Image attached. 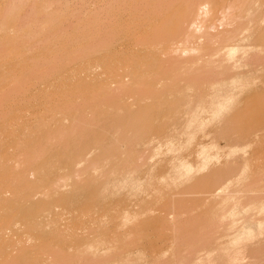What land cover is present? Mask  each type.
<instances>
[{"label":"rangeland","instance_id":"374dc122","mask_svg":"<svg viewBox=\"0 0 264 264\" xmlns=\"http://www.w3.org/2000/svg\"><path fill=\"white\" fill-rule=\"evenodd\" d=\"M29 1L25 2V7L23 5V8L19 11L18 15L21 14L20 12H22L23 16L26 15V13L29 11V8L31 6L33 7L36 3L38 5L39 2L37 0H31L30 2ZM178 1L179 0H154L155 5L148 9V11L153 13V15L147 20L144 19L142 21L140 19V21H137L136 19L132 18V16H130L131 20L122 37L118 40H113L110 38H108L110 39L109 41L103 40L101 46H97L95 48L96 53L94 54V58L92 59L91 56L85 55L84 59L81 62L83 68L81 69V72L76 77H72L73 74L70 75V72H67V74L65 73L64 75V77H66L67 79L60 78L58 80H53L51 79V76H55V71L51 72L52 75L51 73L50 75H48L49 73L47 74V71L44 70H51V68L49 67H54L53 65H55L56 68H59V66H56L57 62L60 66L66 62L68 58L67 53H62V55H64L63 57H67L66 60L64 59L65 62L63 61V59H60L61 62H59L58 60L56 61L55 59L58 56L60 57L61 54H58V56H56L55 53H59L60 51H62L60 49H63L65 51L67 49H64L66 46H70L71 48L73 41H75V39H73V36L77 37V35H79V32H77V35L75 36V32L70 30L72 29V27L68 28V31L70 30L69 32L71 36L69 37L71 38L70 42H72V44L70 43L71 45H65L69 42L65 41L63 43L64 47L60 45L62 48L59 46L60 43L57 44L58 42L51 40L50 42L48 38H50L51 35H53L57 31H59L60 34L62 31H66L67 35L64 32L62 34L68 37L69 32L67 31V28L65 30L61 29V31L55 30L56 32L54 31L53 33H50L51 35L47 33V30L46 32L42 31L49 37H47L45 34H43L44 36H41L40 34L38 38H41L38 40H40L41 42L37 41L36 39V42L39 43L38 46L33 38L34 35H32L33 39L31 38V40H33L32 42L36 44L33 46V49L30 48L32 47L33 43L31 44V41L29 42L28 40L31 37V33L28 32L29 34H26L25 32L27 29H29V27L25 26V28H23L24 25H20L22 27L21 30H23L24 33H21L23 31L19 29L20 27L18 28V23L23 24L21 21L17 22V28L20 30L17 31L20 35L18 34V32H15L16 30L13 33L12 31H9L10 33L8 31L0 33V56H4L6 54L5 57H7V53H11L17 49V51H15L17 52L16 56H12L14 57L13 59L11 56H8L5 59L2 56L3 58H1L0 60V64H3L2 68H5L3 70L1 68L0 70V83L4 81V83L0 84V87L2 86L0 88L2 89V91L0 90V247H7L11 244H18L19 238H21V242L26 243L25 251H23L24 254L12 264H87L89 258L86 257H88V255L90 257V254L86 255V253L88 252H85V254L84 252L80 253V251H84L83 249L86 250L82 241V238L85 235H92L93 237H100L101 239L106 238L105 240L108 239L110 243L113 241L112 239L116 238V240L113 241L114 244L119 246V243H121V245L119 246L120 250L118 252L119 254H122V256H119V258L121 257L120 259H123V251H126V253H128L127 250H130V246L127 247V244H133L131 245V250L133 251L132 253H134V251H136L137 249V251L144 249L142 248L143 245L141 244L143 243L145 247L144 250L146 251L138 257V260L135 262V264H149L151 259L154 257V255H152L153 252L156 253L155 256L157 255V257L154 258V261L156 262L155 264H161L163 261H161V254H163L164 256L167 253V258L165 256L163 257V259H170L175 252H173V250H179L181 249L180 247H182V251L179 253L178 258L181 259V263L183 264H251V262L252 264H264V48H259V50H256L257 56L259 57L258 62H256L252 66H248L247 64H245L244 68H240L236 60H229L231 64L229 66H226L223 70L218 71V69H208L216 60H210L206 64L201 65L199 63H194L193 57L191 55L195 54L196 51H193L190 55L184 54L182 52L176 53L175 56L165 55L161 57L159 61H155L154 64L140 63L139 56L130 51V44L132 43L131 38L148 40L149 43L152 44L156 40L155 38L157 36L162 35L163 33L167 34L171 30L172 20H174L175 15L177 14ZM16 2V0H0V14H2L1 11L3 12V10H1V8H4L3 6ZM75 2H78V0H73V3ZM32 3L34 5H32ZM262 12H264V7ZM22 14L20 15L21 17ZM256 15L257 13L250 15L245 19V22L254 23L257 27V24H259L261 18L257 19L258 17H256ZM20 16L17 17V15H14V17L12 16V19L18 18L19 20ZM254 20L257 21L253 22ZM14 33L15 35L13 36ZM80 33V35H82V32ZM57 34L56 36L59 35ZM80 35L78 36V39ZM104 35L108 36V32L106 31L105 34V32L103 31V35H101V37L104 38ZM54 36L55 34L50 39L53 40ZM56 36L54 38H57ZM43 37H46L45 39H47L48 43L56 42L55 44L58 45L54 46L53 43L48 44L49 46H54V49L59 47V52L57 50V52H55L54 49H51L53 50L56 57L52 55V52L50 50H45V48H43L45 45L46 49H48V46H46L47 43L44 44L45 42L42 41L45 40L43 39ZM82 37H80V40H82ZM67 39H65L64 36L62 40ZM10 40H12V42H9ZM57 40L59 41L58 38ZM84 40L85 38L83 39V41ZM25 42H29L30 44H26ZM59 42L63 41L60 40ZM121 42H123L122 45ZM167 43L168 40L166 39L163 43L164 46H166ZM41 44H44L43 47H41ZM35 46L41 49H37V47ZM169 47L172 49H177L180 47V45L174 44L169 45ZM70 48L68 47V49ZM34 49L35 51L37 49L36 52L39 51L40 55L44 51L46 55H44V57L43 55H41V57H43L44 59H41L40 57L37 60L36 56L39 57L40 55L34 52ZM28 50H32L31 53ZM40 50H42V52H40ZM67 50L66 52L69 51ZM128 50L130 53H128ZM48 51L51 53H49ZM71 52L72 50L70 49L69 53ZM32 53L34 54V56H32ZM72 55L73 54L71 53V56ZM49 56H52L53 58H50ZM71 56L70 58L72 59ZM63 57L61 56L60 58ZM46 58L49 60H47ZM31 59H33L35 63L36 61L38 62L39 60H42V62H40L41 64L43 63V60H47L48 63L51 61V65L48 66L47 62H44L46 65L38 64L40 65V68L37 70L42 71L36 72L35 67L37 63L35 64ZM26 60L29 64L26 62ZM67 62H69V58ZM31 63H33L35 67L33 66V64L30 65ZM43 66L45 69H42ZM22 67L23 69L21 70ZM25 68L27 69L25 70ZM32 68H34L35 71L34 75L36 73V76L39 75L42 78L44 76L42 74H44L45 72L50 78L46 79V77L44 76L43 79H40H46L45 81H41L38 79L39 81H35L37 82L35 83V85H37H34L32 87L30 86L29 81L28 82L30 87H26V85L28 84L26 80L24 81V87V82H22L24 80L23 77H26L25 79H27L28 77L31 79V77L34 76H31V72H33V70L31 72L29 71ZM8 70H10V72H8ZM27 71H29V74L31 73V77L27 75L28 73L25 74ZM14 73L16 74V76ZM9 74H12L13 77H9ZM17 75H19L20 77L18 78ZM21 76H23V80L19 81ZM253 76H259L263 79L259 78V80L256 81V86H253L254 88L251 87L247 90L249 86L248 80ZM14 77H17V80L16 78L13 79ZM9 78L10 81H8ZM217 78L221 79L219 83L222 90L228 93H234L233 97H231L229 94H226L225 92L219 93V100H217L216 97L210 96L211 93L214 92L213 89L215 87V80ZM3 79H7V84ZM38 82L41 83L39 84ZM8 85L10 88H13V90L14 88H18L20 85L18 89L19 91L21 90V94L17 93L19 92L18 89H15V93H11L12 89L5 88ZM13 85L17 86L14 87ZM21 86L22 88L24 87V91H22L23 89L21 88ZM203 86H209L213 91H209L210 95L206 97L204 102H201L199 90H197V88ZM9 89L11 91H9ZM149 91H151L152 94L154 93V96L152 98H149V101H146L145 103L142 102L143 104L140 105L138 103V97L141 94H145ZM9 92L11 93V95H6L9 98H12L13 95V99L10 98V100H5L6 96L4 95V93ZM193 92L194 95H192L191 100H189V97ZM14 94L16 95V98L14 97ZM148 94H150V92L147 93V95ZM156 100L158 103L156 102ZM151 103L159 104V106L157 108H154V110L152 109L153 107H150V110H148V117L150 118L147 119L146 123L149 127L145 128L141 132L140 139L133 151L127 152L125 150H121V159L119 160L121 164L118 165V167H115L112 172H117V170L121 168V180L123 182H129L122 173H125L129 170V172L127 173H129V175L131 176L130 178L134 179V177L132 176L136 174V168L141 167V171L144 172L146 177V173L149 174V169L154 167V170H160L161 175L159 173V170L157 171L159 174L156 173L157 177L160 175L158 177L160 181L165 180L170 184L168 188L165 189V186H163V184L158 181L159 179L156 177V175H153L152 177H156L155 180L158 181L157 183L155 180H152V183L156 184L155 187L157 186V189L155 190L147 189V191L145 190L146 192L134 191V193L132 190L129 191V189H126L125 191H118L114 189L113 191V189L110 188L113 192H110L109 190V193L105 194L101 187H103L102 185L106 179H101V182H98L97 184L91 183L93 178L90 176V174L95 171L105 169V161L98 160L93 164L90 171H87L86 173L79 174L78 170L72 171L71 178L74 181L73 188L69 190L66 189V187L64 186V182L60 179V176L55 175V173H57L56 170L60 169L59 163L64 164L67 162L64 154L61 153L67 152L69 148L76 144L75 140H77L79 137L84 136L87 138V134L91 130L97 129V135L102 136V138H97V140L102 141L105 137V134L109 130H112L111 124H114V121L116 119L125 120L126 118L131 117L134 111H137L142 107H146L147 110L148 104L152 105ZM232 104L240 105H238L239 107L236 106L237 108L234 109L235 111L233 110L228 117L229 119L227 118V125H225V122H223L224 124L222 123L223 127L219 125L221 126L220 128L222 131L220 130L218 132V129L220 128L217 126L220 123H216L217 125L213 123L217 128H213V126L211 127V124L209 123L219 122L220 119H223V117L228 114ZM80 117H83L86 120H84L83 122H77L76 119ZM228 120L230 122H228ZM232 122L234 123L232 124V127H228V124L229 126H231ZM225 132H229L226 133L228 134V136L222 134ZM211 133H213V135H211ZM207 134H209V136H211L213 139L214 137L217 138L216 140L214 139V141L216 142L218 140L217 144H219L222 149L226 145H237V148L235 147L237 149V152L233 151V154L235 156H232L233 159L231 158L232 160H234V162H231L235 164L232 166V168H234L232 172H235V174L237 173V175L234 174L237 177L234 176V178L231 179V186L229 184V186L226 185L227 188H230L227 189L228 191L225 189V192L224 189L222 191V187H224L225 185L220 184L222 186L218 187H220L221 189H218L217 187V192H213V194L209 193L193 195L185 193V185H183L182 188L180 183L199 181L202 178V173L205 172V170L209 166H214V163L209 160L208 157H204L202 155L201 144L203 143V145H205L204 143H212L213 140L209 136V138H207ZM224 136L227 138L228 144H225L226 138ZM97 140L96 142H98ZM84 141L85 140L82 139L80 142L82 143ZM221 148L217 149V151L220 154L222 153L224 155H222L223 158L225 157V159H227L225 154H228L227 152H229V147L226 148V150L224 148L223 151L221 150ZM152 153L153 159L150 158L149 160L148 158L144 157V154L147 156L151 155ZM225 159L220 162V165H223L226 162H224ZM80 160L85 163L88 162V160L86 159L80 158ZM232 163H230V165H232ZM242 163L248 164L247 166L250 167L248 171L250 172L242 171L244 173L241 172L240 175L238 174V170L240 168L242 169L245 166L244 164L242 165ZM37 164H43L44 166H48L50 169L52 167L54 171L49 177V185L45 188V191H29L28 188L21 184L23 178L25 180L28 179L30 182L36 181L37 176L29 173V169ZM236 165L239 169H237ZM241 165L243 167H241ZM165 170L168 173L167 176L164 175ZM218 170L221 171L220 174L226 173L224 168L223 172L221 168H219ZM243 170L245 169L243 168ZM245 172L247 173L248 177H246V179L244 175L246 174ZM141 174L142 173L140 172L137 175ZM257 174L258 176H260V181L258 180ZM25 175L27 179L25 178ZM249 176L252 177V180L249 179ZM145 177L143 175V178L141 179L143 180L145 179ZM147 178L148 177H146V179ZM222 178L223 176H219V179ZM147 180H145V182ZM232 180H235V182ZM238 180L240 181L239 185ZM248 180H251L252 182H250L252 184L254 183L253 186L252 184L248 185V183H250H247ZM254 181L258 182L255 183ZM259 182L262 184L260 185ZM161 184L164 188L161 187ZM179 185L181 187H179ZM233 185L236 187H234ZM246 185H248L249 187ZM231 187L234 188L232 189ZM253 187L259 189L257 190ZM229 189L232 190L229 191ZM116 191L119 192V195H117ZM44 192H48L51 197H58L60 206L57 207L59 209L55 208V212L53 215L55 217L56 212H58L57 215L59 216H56L57 218H55L54 222L57 219H59V222L57 221V224H55L51 220L53 218L52 214L45 215L49 218H46V220L43 222V227L40 225V228L36 229V231L34 230L30 232V234L24 235L22 234V230H24L25 228L20 227L22 225H18L19 229L15 226V228H13V231L14 233H18L20 237L18 238L10 235L9 230H11L12 225L15 224L13 218H15L17 214L25 210L34 212V205H36V203L40 201L41 195ZM222 192H224L225 194ZM226 192L230 193L227 194ZM114 194H116L117 196H113ZM97 195L100 196L98 198L99 200L97 199ZM107 195L111 196L112 198L109 196L108 198ZM104 196L107 197L108 200L104 198ZM128 197L130 199L132 198V200H128ZM223 198L224 200H222ZM123 199L127 202H124ZM209 199L212 201L210 202ZM236 199H239L238 202H236ZM150 200H156V203L153 202L150 206L148 204ZM121 201L124 203H122ZM133 201L134 204H132ZM136 201L137 203H135ZM138 202L144 203L139 205ZM234 202L236 203L234 204ZM71 203H73V206L71 205ZM121 203L125 205H122ZM27 204H30V206H27ZM74 204H76L77 206H74ZM92 204H95V206H93ZM68 205L70 208L68 207ZM141 205L147 207L150 206L151 208L149 207L148 212H146L145 210L144 213L142 211L138 212V214L143 213L144 215H138L137 208ZM152 206L154 209L152 208ZM124 207L127 208V210L130 209L129 211L133 210V213H135V215L132 213L135 220H132V222H130L128 219L130 225L133 223L130 229L127 228L128 232L132 234L129 236L127 235L128 232L127 234H123L126 233L125 231H127L124 227L129 225L127 223V220H125L124 218V212H126V209ZM95 208H97V211ZM116 208L117 210L120 208L119 211H121V213L117 211ZM225 208L229 209V212L225 211ZM152 209L154 213L153 211L150 212V210ZM239 209L242 210L240 211ZM112 211L114 212V214L116 212H119V214H115L116 217L118 215L119 216L116 218L115 215L112 214ZM232 211L235 214L237 213L236 215L239 216H236ZM243 211L246 212L243 213ZM90 212H92L93 214L95 213L94 216H92L93 214ZM155 212L158 215H156ZM145 213H147L148 215H155L153 217L151 215L148 216ZM164 213H169L170 215L168 214L169 216H165ZM111 215H114L116 219L112 218ZM135 216L137 217V219ZM103 217H105L108 221L106 219H103ZM119 217L120 219L123 218L126 222H124L123 219L119 220ZM168 217H171V222L173 223L170 222V224H173L172 226L175 227L176 224H178L176 227L178 228V232L176 235L175 231L177 229L173 227L175 230L172 228V231V229H170L172 226L168 227L169 224L166 225L165 221L170 220ZM62 218H64L65 220ZM150 218L154 219L151 220ZM48 219L51 221V225H53L52 222L54 223V225L48 226L46 230L45 226L47 225L46 222L48 223L49 221ZM141 220H144L145 222L143 221L141 224ZM100 222L102 223L100 224ZM115 222L121 225V227H118V224H116ZM123 223H125V225ZM160 223L164 224L160 225ZM134 224L137 226L136 229H134L135 231L133 230V226H135ZM143 224H145L144 228ZM100 225H102L101 228ZM112 225L116 226L115 231V227H112ZM138 225H141L140 230H137L139 228ZM105 226L106 228H108L106 229ZM117 227L120 229H117ZM155 227L157 228L155 229ZM60 228L62 231L60 230ZM16 230H19V232H16ZM104 230L111 232L104 233ZM144 230H146V232L148 231L147 239L146 236L144 237V234H146L144 233ZM168 230L171 232L168 233ZM113 231L116 235H113ZM117 232L118 238H113V236H117ZM133 232H138V234L135 235L133 234ZM140 234L141 237L144 238H141ZM168 234L170 236L172 235V240H168V238L170 237ZM122 235H127L130 240H126L128 237L126 238V236ZM178 235L181 236L178 237ZM148 237L149 239L151 238L149 241ZM23 238H25V240ZM178 240L181 242L183 241L182 245H179ZM37 241H39L40 248L38 247L39 244H36ZM117 241L119 242L118 244ZM130 241L132 243L129 244ZM152 241L154 242V244H158V246H155ZM126 242L128 243L126 244ZM147 243H150L151 246ZM22 244L24 245V243H21V245ZM114 244L111 243L109 244V246ZM122 244L127 247L126 250H124ZM135 244L138 246H136ZM167 244H170V246L173 247V250L172 248H170V246L169 248H167L169 250L171 249L172 251L168 252V250H166L165 247L168 246ZM175 244H177L179 248L176 247L177 245ZM23 245L21 247H25ZM145 245H147L149 248ZM35 246H37L38 248ZM82 246H84L83 249L81 248ZM152 246L154 249H150L152 248ZM155 249H160L161 252L165 249V252H167L159 253L160 250L156 252L157 250ZM39 250H44V252H42L43 255L41 256L42 258L40 257V255H38ZM56 251H58V254L61 251L63 258L61 257L59 259V256L61 254L58 256V254H55ZM72 252L73 254L71 255ZM75 252L78 254V256L75 255ZM2 253L0 254V258L2 256ZM40 253L41 252H39V254ZM118 253L115 252L113 254L117 255ZM157 253H159V256ZM93 254L94 253H92L91 255ZM136 254L137 252L135 253V255ZM150 254L152 255V258ZM170 254H172L171 257ZM55 255L58 256V258L55 259ZM124 256H127V254H125ZM77 258H79L80 261L79 259L76 261L75 259ZM70 259L72 261H70ZM110 259L112 261L114 257H111ZM107 260H109V257ZM121 262H123V260H121ZM0 264L8 263L5 260L0 259Z\"/></svg>","mask_w":264,"mask_h":264},{"label":"bare ground","instance_id":"6f19581e","mask_svg":"<svg viewBox=\"0 0 264 264\" xmlns=\"http://www.w3.org/2000/svg\"><path fill=\"white\" fill-rule=\"evenodd\" d=\"M2 1H4V0H2ZM17 2L16 3H10L9 5H5V6H3L4 8L2 9L1 8V10H3V12L1 11V13L2 14H0L1 16H0V33H2V32H5V31H12V33L15 31V32H18V31H20L21 30V26L20 25H24L23 26V28H25V26H27V27H29V29H27L25 32H26V34L28 33V32H30L31 33V37L28 39L29 40V42L32 44L33 42V40H31V38H32V35H34V40H35V43L37 44V46H38V42H36V39H37V41H39V42H41L40 40H38V39H40V38H38V36L41 34V36L43 35V34H45L44 32H42V31H45L46 32V30H47V33H49V35H51L50 33H53L55 30L57 31V30H60L61 31V29H63V30H65L66 28H67V31H68V28H70V27H72V29H74V30H72V29H70L71 31H74L75 33V36L77 35V32H79L78 34L80 35L81 33L80 32H82V35H80V37H84L85 38V40L83 41V37H82V40H80V37H79V39H78V36L79 35H77V37H74L73 36V39H75V41H73V44H72V42H70L71 41V38L69 37V36H71L70 35V30L68 31L69 32V34H68V37H66V35H67V32L65 31H62L61 32V34H60V32L59 31H55L56 33H54L55 34V36H56V34L58 35V36H56L58 39H59V41L61 40V41H63V42H59L58 40H57V38H54L53 37V40L52 39H50V38H52V36L54 35H51V37L50 38H48V40L50 41H56V42H58L57 44H59V46L61 45L62 47H64V42L66 41H69L68 42V44H65V45H69L70 43L72 44H70L71 45V48H70V46H66L64 49H68V47L72 50V56H71V53H69L70 52V49H66L68 52H66V50L64 51L63 49H60V50H62V51H58L59 50V47H57V48H55L54 49V46H58L57 44H55L54 42H52L53 44H54V46H51V48H50V46L48 45V44H52V43H48L47 42V39H45L44 37H43V39H45V40H42L43 42H45L44 44H46V46H48V49H46V47H45V45L44 44H41L40 46L41 47H43V45H44V47L43 48H45V50H50L51 52H52V55H54V57H56V56H58V54L60 55V57L62 56H64V55H62V53H64V54H66L67 53V55H68V58H69V62H67L68 61V58L65 56V57H63V58H60L59 56L55 59L56 61L58 60L59 62H61V60L60 59H63V61H64V59L66 60V58H67V60H66V64L64 63V64H62L61 66L58 64V62L56 63V66H59V68L57 67H55V65H53L54 67H52V66H50L51 65V61L48 63V61L47 60H49V59H47V60H43V63L42 64H45L44 62H47V64H48V66H50L49 68H51V70L49 69V70H44V71H47L46 73L48 74V75H50V73L51 72H54L55 73V76L53 77V75H52V73H51V79H53V80H58V79H60V78H66V77H64V75H65V73L67 74V72H70V75H72L73 74V76L72 77H76L80 72H81V69H83L82 68V64H81V62H82V60L84 59V56L85 55H88V56H91V58L93 59L94 58V54L96 53V51H95V48L97 47V46H101V43L103 42V40H106V41H109L110 39H113V40H118V39H120L121 37H122V35L124 34V31H125V29L127 28V26H128V24H129V22H130V16H132V18H134V19H136L137 21H140V19L143 21L144 19L145 20H147L148 18H150V17H152V15H153V13H151V12H149L148 11V9L150 8V7H152V6H154L155 5V2H154V0H78V2H75V3H73V0H37V1H39L38 2V5H37V3L34 5L33 3H32V5H34L33 7L31 6H29L28 8H29V11L28 10H26V11H28L27 13H26V15H24L23 16V14H22V12H20L21 14H22V17L20 16V15H18V13H19V11L23 8V5H24V7H25V2H28L29 0H16ZM31 1V0H30ZM29 1V2H30ZM32 1H34V0H32ZM36 1V2H37ZM76 1V0H75ZM29 5H30V3H29ZM178 11H177V14L175 15V18H174V20H172V24H171V30L167 33V34H162V35H159V36H157L155 39V41L152 43V44H150L149 43V41L148 40H139L138 38H131L132 40H131V44H130V51L131 52H134L137 56H139V62L140 63H150V64H154L155 63V61H159V59L161 58V57H163V56H165V55H170V56H175V54L176 53H178V52H182V53H184V54H191L193 51H196V53L195 54H192L191 56L193 57V61H194V63H199L200 65L201 64H206L208 61H210V60H216L215 62L214 61H212V62H214V63H212V65H211V67H209L208 69H218V71L219 70H223L226 66H229L231 63H230V61H232V60H236L237 61V63H238V65H239V67L240 68H244L245 67V64H247L248 66H252V65H254L256 62H258V60H259V57L257 56V53H256V50H259V48H264V12H262V10H263V7H264V0H179L178 1ZM26 9V8H25ZM23 11V10H22ZM238 11H239V13H238ZM255 13H257V15H256V17H258L257 19H259V18H261L260 19V21H259V24H257V27H256V25L254 24V23H250V22H245V19L246 18H248L250 15H253V14H255ZM25 14V13H24ZM14 15H17V17L18 16H20V18H19V20H18V18H13L12 19V16L14 17ZM72 19V20H71ZM76 20V21H75ZM18 21H21L23 24H19L18 23V28L20 29H18L17 28V22ZM257 21V20H256ZM255 20L253 21V22H256ZM20 22V23H21ZM65 24H66V26H65ZM258 29V30H257ZM18 30V31H17ZM34 30H37V31H34ZM51 30H53V31H51ZM21 31H23V30H21ZM49 31V32H48ZM51 31V32H50ZM103 31L105 32V34H106V31L108 32V36L107 35H104L103 37L104 38H102L101 37V35H103ZM9 32V33H10ZM66 33V35H63L62 33ZM85 32V33H84ZM21 33H24V31L23 32H21ZM84 33V34H83ZM100 33H102V34H100ZM18 34H19V32H18ZM17 34V35H18ZM26 34H24V35H26ZM29 34V33H28ZM5 35V34H4ZM15 35V33L13 34V36ZM20 35V34H19ZM46 35V34H45ZM73 35V34H72ZM3 36V35H2ZM22 36V35H21ZM28 36H30V35H28ZM44 36V35H43ZM47 37H49L48 35H46ZM60 36V37H59ZM64 36H65V39H67V40H62L63 38H64ZM19 37V36H18ZM23 37V36H22ZM62 37V38H61ZM101 37V38H100ZM32 38V39H33ZM61 38V39H60ZM108 38H110V39H108ZM21 39V38H20ZM19 39V40H20ZM55 39V40H54ZM168 40V43H167V45L166 46H164V42H165V40ZM16 40V39H15ZM15 40H13V41H15ZM17 41V40H16ZM27 41V40H26ZM50 41V42H51ZM9 42H12V40H10ZM26 43V44H30V43ZM36 44H32V47H30L31 49H33V46L34 45H36ZM63 44V45H62ZM123 44V42H121V45ZM174 44H177V45H180V47L179 48H177V49H172V48H170L169 47V45H174ZM37 46H35V47H37ZM60 46V47H61ZM29 47V46H28ZM61 47V48H62ZM24 48H26V47H24ZM30 48H28V49H30ZM39 47H37V49H38ZM37 49H36V51H37ZM39 49H41V48H39ZM51 49H54V51L55 52H59V53H55L56 54V56H55V54H54V52H53V50H51ZM80 49H82V50H80ZM83 49H84V51H83ZM21 50V49H20ZM44 50V49H43ZM57 50V51H56ZM15 51H17V49L15 50ZM15 51H13V52H11V53H7V57L8 56H16V53L17 52H15ZM28 51H30V50H28ZM32 51V50H31ZM31 51H30V53H31ZM35 51V49H34V52H36ZM64 51V52H63ZM20 52V51H19ZM19 52H18V55H19ZM40 52H42V50H40ZM46 52V51H45ZM49 52V51H48ZM51 52H49V53H51ZM38 55H40V53H39V51L38 52H36ZM48 53V54H49ZM70 54V56L72 57V59L70 58V56H69V54ZM128 53H130L129 52V50H128ZM29 54V53H28ZM33 54V53H32ZM36 55V54H35ZM41 55H43V57H44V55H46V53H44V51L41 53ZM41 55L38 57V56H36L37 57V60L41 57ZM3 55H1L0 56V60H1V58H3L4 57V59L5 58H7V57H5L6 56V54L2 57ZM30 56V55H29ZM32 56H34V54L32 55ZM31 56V57H32ZM30 57V58H31ZM43 57H41V59H44ZM50 57V56H49ZM52 57V56H51ZM50 57V58H51ZM14 57H12V59H13ZM19 58V57H18ZM25 58V57H24ZM29 58V59H30ZM53 58V57H52ZM3 59V60H4ZM35 59V58H34ZM28 60V59H27ZM27 60H26V62H27ZM31 60H33V59H31ZM196 60V61H195ZM230 60V61H229ZM29 61V60H28ZM95 61V60H94ZM12 62V61H11ZM23 62H24V60H23ZM33 62H34V60H33ZM40 62H42V60L40 61H36V63H37V65H36V67L34 66V64L33 63H31L30 65H32L33 64V66L35 67V71L37 72V71H42V70H37V69H39L40 67V65H42ZM28 63V62H27ZM35 63V62H34ZM35 63V64H36ZM55 63V62H54ZM29 64V63H28ZM38 64H40V65H38ZM53 64V63H52ZM2 65L3 64H0V70H1V68H2ZM19 65H20V63H19ZM21 65H23V64H21ZM25 65H26V63H25ZM25 65H23V66H25ZM46 65V64H45ZM44 65V66H45ZM7 66V65H6ZM9 66V65H8ZM32 66V67H33ZM44 66H43V68L42 69H45L44 68ZM30 67V66H29ZM29 67H27V68H29ZM38 67V68H37ZM203 67H204V65H203ZM10 68V67H9ZM12 68V67H11ZM19 68V67H18ZM27 68H25V70L27 69ZM46 68H48V67H46ZM53 68V69H52ZM3 69H5L4 67L2 68V70ZM23 69V67L21 68V70ZM20 70V71H21ZM29 70V69H28ZM33 70V72H31ZM57 70V71H56ZM15 71V70H14ZM19 71V72H20ZM31 73V76L32 75H34V68H32V69H30L29 70ZM29 71H27L25 74H27ZM49 71V72H48ZM4 72H5V70H4ZM3 72V73H4ZM8 72H10V70H8ZM12 72V71H11ZM221 72V71H220ZM219 72V73H220ZM45 72H44V74H42V75H44L45 77H46V79H49L50 77H48V75L46 74ZM53 73V74H54ZM15 74V73H14ZM25 74H24V76H25ZM30 74L28 73L27 75L28 76H30ZM47 76H46V75ZM10 75V74H9ZM23 75V74H22ZM40 75H41V73H40ZM69 75V74H68ZM13 77V75L11 74L9 77ZM15 76H16V74H15ZM18 76V78L20 77L19 75H17ZM30 76V77H31ZM43 76V77H44ZM5 77V76H4ZM8 77V76H7ZM22 77L23 76H21V78L19 79V81H21V80H23L22 82H24V81H26L27 80V85H26V87H28L29 86V82H30V86L32 87V86H34L35 85V83H37V82H35V81H37L38 79L39 80H41V79H43V77L41 78V76H36V73H35V75L33 76V77H31V79L29 78H27V79H25L26 77H23V79H22ZM36 77V78H35ZM39 77V78H38ZM6 78V77H5ZM16 78V80H17V77H14L13 79H15ZM41 78V79H40ZM70 78H71V76H70ZM259 78H261V79H263L264 78V76H263V78L262 77H259V76H253V77H250L249 78V80H248V82H249V86H248V88H247V90L249 89V88H254L253 86H256V81H258L259 80ZM12 79V78H11ZM45 79V78H44ZM45 79V80H46ZM67 79V78H66ZM3 80H5V79H3ZM38 80V81H39ZM45 80H41V81H45ZM264 80V79H263ZM2 81V80H1ZM6 81H7V79L5 80V83H6ZM8 81H10V78H9V80ZM29 81V82H28ZM221 81V79L220 78H217L216 80H215V87H214V92L213 93H211V95H210V93H209V91H213V90H211V88L209 87V86H203V87H199V88H197V90H199V94H200V98H201V102H204L205 101V99H206V97L208 96V95H210L211 97H216L217 98V100H219V97H218V95H219V93H221V92H225L226 94H229L231 97H233L234 96V93H228V92H226V91H223L222 90V88H221V85H220V82ZM14 82V81H13ZM21 82V83H22ZM260 82V81H259ZM2 83H4V81H2L0 84H2ZM19 83V82H18ZM39 84L41 83V82H38ZM7 84V83H6ZM38 84V85H39ZM3 85H5V84H3ZM24 87H25V82H24ZM37 85V84H36ZM35 85V86H36ZM14 86V85H13ZM15 86H17V85H15ZM14 86V87H15ZM29 86V87H30ZM2 87V86H1ZM0 87V88H1ZM19 87H20V85H19ZM18 87V88H19ZM24 87L22 88V86H21V88L23 89L22 91H24ZM5 88H10L9 87V85L7 86V87H5ZM4 88V89H5ZM18 88H14V90H13V88H10V89H12V91L9 89V91H11V93H15L16 91H15V89H18ZM26 89V88H25ZM1 91H2V89H0ZM6 90V89H5ZM18 91H19V89H18ZM21 91V90H20ZM17 92V93H20L21 94V92ZM7 92V91H6ZM150 92V94H148L147 95V93H149ZM149 92H147V93H145V94H141L139 97H138V103L140 104V105H142L143 103H145L146 101H149L148 99L149 98H152L154 95V93L152 94V92L151 91H149ZM11 93L9 92V93H4V95L6 96V98H5V100H10V98L8 97L9 95H11ZM16 93V94H17ZM8 96H7V95ZM15 95V94H14ZM192 95H194V92L190 95V97H189V100H191V98H192ZM2 96V95H1ZM18 96V95H17ZM15 98H16V95L14 96ZM11 99H13V95H12V98ZM143 102V103H142ZM154 102V101H153ZM156 102H157V100H156ZM155 102V103H156ZM148 103V102H147ZM155 103H151L152 105H149L148 104V108H147V110H146V107H142L141 109H139V110H137V111H134V113L131 115V117H129V118H126L125 120H121V119H116L115 121H114V124H111V129L112 130H109L106 134H105V137L103 138V140L102 141H98L97 140V138H102V136L101 135H97V133H98V131H97V129H95V130H91L90 132H88V134H87V138L86 137H84V136H82V137H79L77 140H75V143L76 144H74L71 148H69L68 150H67V152H62L61 154H64V156H65V158H66V160H67V162L66 163H64V164H60L59 163V166H60V169L59 170H56V172L57 173H55V175H57V176H60V179L64 182V186L66 187V189H72L73 188V180H72V178H71V176H72V171H74V170H78V172H79V174H83V173H86L87 171H90V169H91V167L93 166V164L95 163V162H97L98 160H104L105 161V165H104V170H100V171H95V172H93L92 174H90V176L93 178L92 179V181H91V183H95V184H97L98 182L100 183L101 182V179H106L105 181H104V183H103V187H101V189L105 192V194L106 193H109L108 191L110 190V192H113L114 191V189L115 190H123V191H125L126 189H129V191H135V192H138V191H144V192H146L147 191V189H152V190H155V189H157V186L155 187V185L156 184H153L152 183V180H155V178L157 177V175H156V173H158L157 171L159 170V169H157V170H154L155 168L154 167H152V168H150L149 169V174L148 173H146L147 175H146V177H148L147 179H149V180H147L146 179V177H145V174H144V172L143 171H141L142 169H141V167H137L136 169V174L135 175H133L132 177H134V179L133 178H130L131 176L129 175V173H127V172H129V170L128 171H126L125 173H122L127 179H128V181L129 182H123L122 180H121V168L120 169H118L117 170V172H112L113 171V169L115 168V167H118V165H120L121 164V162H119V160L121 159V150H125V151H127V152H129V151H133L134 149H135V146L137 145V143H138V141H139V139H140V134H141V132L145 129V128H148L149 126H147V119H149L150 117H148L149 116V114H148V110H150V107L154 110V108H157L158 106H159V104H155ZM158 103V102H157ZM219 103H220V101H219ZM145 105H147V104H145ZM238 105H240V104H232L231 105V108H230V110H229V112H228V114H226L224 117H223V119H220V121L219 122H210L209 124H211V127L213 126V128L215 127V128H217V127H223V122H225V125H227V118L230 116V114H231V112L235 109V108H237V107H239ZM202 106H203V103H202ZM237 106V107H236ZM252 106V105H251ZM240 110V109H239ZM235 111V110H234ZM151 114V113H150ZM229 119V118H228ZM77 120V122H83L84 120H86V119H84L83 117H80V118H78V119H76ZM228 122H230L229 120H228ZM234 122V121H233ZM231 123V126H229V124H228V127H232V124H234V123ZM213 123H215V125H217L216 123H220V124H218V126L216 127V126H214V124ZM223 123V124H222ZM243 123V122H242ZM219 125H221V126H219ZM224 125V126H225ZM226 127V126H225ZM224 127V128H225ZM223 128V129H224ZM227 129H229V128H227ZM212 130H214V129H212ZM221 130V128L220 129H218V132ZM222 131V130H221ZM224 131V130H223ZM227 131V130H226ZM229 131V130H228ZM212 132V131H211ZM216 132V131H215ZM214 132V133H215ZM226 133H229V132H225V133H222V134H224V135H227L228 136V134H226ZM220 134V133H219ZM211 135H213V133H211ZM209 134H207V138H209V137H211V136H209ZM215 136V135H214ZM217 136H218V134H217ZM216 136V137H217ZM225 137V136H224ZM223 137V138H224ZM206 138V139H207ZM212 138V137H211ZM223 138H221V139H223ZM226 138V137H225ZM224 138V139H225ZM229 138V137H228ZM82 139H84L85 141L84 142H80ZM213 139V138H212ZM214 139L216 140L217 138H215L214 137ZM214 139L212 140V143L211 142H209L208 144L207 143H204L205 145H203V143L201 144V150H202V155L204 156V157H208L209 158V160H211L213 163H214V166H209L206 170H205V172H203L202 173V178L199 180V181H192V182H182V183H180V185L182 186V188H183V185H185V188H186V192L185 193H188V194H193V195H197V194H213V192H217V187L218 186H222V185H225L224 187H222V191H223V189H224V192H225V189L227 190L228 188H230V187H228L227 188V186L226 185H230L231 184V179H233L234 178V176L235 175H237V173L235 174V172H232L233 170H234V168H232V166L233 165H235V164H233L232 162H234V160H232L233 158H232V156L234 157L235 155L233 154V151L235 152H237V145L235 146H224V148L226 147V148H228L229 149V152H227L228 154H225L226 155V158L227 159H225V157L223 158V154L221 153H219L218 151H217V149H220L221 148V146L219 145V144H217V141L215 142L214 141ZM219 139V138H218ZM96 140L98 141V142H96ZM211 140V139H210ZM214 141V142H213ZM228 141H227V138H226V142H225V144L227 143ZM228 144V143H227ZM236 147V148H235ZM223 148V149H224ZM226 148H225V150H226ZM223 149L221 148V150L223 151ZM212 150H214V151H212ZM216 151V152H215ZM211 152H213V153H211ZM130 154V153H129ZM237 154V153H236ZM223 155V156H222ZM221 156H222V158H221ZM144 157H146V158H148L149 160H150V158H152L153 159V153L151 154V155H145L144 154ZM80 158L81 159H86V160H88V162L87 163H85V162H83V161H81L80 160ZM232 158V159H231ZM156 159V158H155ZM223 159H225L224 160V162L226 161L227 163H232V165H230V163L229 164H227L226 162V164L224 163L223 165H220L221 163V161L223 160ZM250 160V159H249ZM232 161V162H231ZM250 162V161H249ZM119 163V164H118ZM257 163V162H256ZM244 163H242V165H243ZM260 164V163H259ZM258 164V165H259ZM240 165V164H239ZM241 165V167H243ZM245 166L243 167L245 170H243V168L241 169H239L238 167H237V165H236V167H237V169H239L238 170V174H240L241 175V172L242 171H246V172H250V171H248L249 170V168L250 167H248L247 165V163L246 164H244ZM262 165V164H261ZM222 166V167H221ZM231 166V167H230ZM262 167V166H261ZM219 168H221L222 169V172L224 171L223 170V168L225 169V174L224 173H222V174H220V172L221 171H219L218 169ZM237 169H235V170H237ZM259 170H260V168H259ZM29 173H31V174H33V175H36L37 176V179H36V181L35 182H30L28 179H27V177H26V175H25V178L28 180H25L24 178L22 179V181H21V184L23 185V186H25L26 188H28V190L29 191H31V190H33V191H35V192H39V191H45V188L46 187H48V185H49V177L52 175V172H54L53 171V168L51 167V169L48 167V166H44L43 164H37V165H35V166H32L30 169H29ZM216 171H218V172H216ZM51 172V173H50ZM142 173L143 175H144V177H145V179H141V178H143V175L141 174V175H137V174H139V173ZM245 172V173H246ZM260 172V171H259ZM159 173H160V170H159ZM158 173V174H159ZM218 173H219V175H218ZM233 173V174H232ZM242 173H244V172H242ZM262 173H263V170H262ZM167 171L165 170L164 171V175H166L167 176ZM235 174V175H234ZM249 174V173H248ZM260 174V173H259ZM153 175H156V177L154 178V177H152ZM160 175H161V173H160ZM159 175V176H160ZM164 175H163V177H164ZM245 175V179H246V177H247V173L246 174H244ZM136 176H139V177H136ZM142 176V177H141ZM158 176V177H159ZM219 176H223V178L222 179H219ZM243 176V175H242ZM242 176H239V177H242ZM250 176H251V174H250ZM249 176V179H251L252 177H250ZM263 176H264V174H263ZM141 177V178H140ZM157 177V178H158ZM235 177H237V176H235ZM257 177H258V180H259V178H260V176H258V174H257ZM262 177V176H261ZM139 178V179H138ZM152 178H154V179H152ZM248 178V177H247ZM263 178V177H262ZM159 179V178H158ZM145 180H147L146 182H145ZM243 180V179H242ZM252 180V179H251ZM250 180V181H251ZM261 180V179H260ZM259 180V181H260ZM156 181V180H155ZM159 182H161L162 184H163V186H165V189L166 188H168V186L170 185L167 181H163V180H161L160 181V179L158 180ZM158 181H156L157 183H158ZM232 181H234L235 182V180H232ZM239 181V180H238ZM238 181H236V182H238ZM249 180L247 181V183L248 182H250ZM245 182V181H244ZM252 182V181H251ZM248 183V185L249 184H252V183ZM255 182V181H254ZM256 182H258V181H256ZM255 182V183H256ZM239 183H240V181L238 182V185H239ZM242 183V182H241ZM246 183V182H245ZM162 184H161V187H162ZM220 184H222V185H220ZM237 184V183H236ZM244 184V183H243ZM254 184V183H253ZM253 184H252V186H253ZM258 184V183H257ZM256 184V185H257ZM259 184L261 185L262 183H260L259 182ZM179 185V187H181ZM228 185V186H229ZM242 185V184H241ZM248 185H246V186H248ZM231 186V185H230ZM234 186V185H233ZM245 186V187H246ZM98 187V186H97ZM220 187H218V189H221ZM234 187H236V186H234ZM234 187H231L232 189L234 188ZM238 187V186H237ZM240 187V186H239ZM249 187V186H248ZM113 189V191H111V189ZM162 188H164V187H162ZM170 188V187H169ZM254 188V187H253ZM232 189H229V191L230 190H232ZM251 189H252V187H251ZM254 189H259V188H254ZM261 189V188H260ZM146 190V191H145ZM238 190V189H237ZM237 190H236V192H237ZM241 190V189H240ZM129 191H128V194H129ZM219 191V190H218ZM228 191V190H227ZM235 191V190H234ZM242 191V190H241ZM248 191H250V190H248ZM247 191V192H248ZM117 192V191H116ZM134 192V193H135ZM139 192V193H140ZM224 192H222V193H224ZM232 192V191H231ZM239 192V191H238ZM252 192H253V190H252ZM115 193V192H114ZM119 192H117V195H119L118 194ZM130 193H132V192H130ZM184 193V192H183ZM220 193V192H219ZM227 194L228 193H230V192H226ZM127 194V193H126ZM225 194V193H224ZM236 194V193H235ZM251 194H253V193H251ZM111 195V194H110ZM116 194H114L113 196H115ZM116 195V196H117ZM109 195H107V197H108ZM112 196V195H111ZM111 196H109V197H111ZM130 196H131V194H130ZM228 196V195H227ZM250 196V195H249ZM100 196H98L97 195V199L99 198ZM103 197V196H102ZM107 197H105L104 196V198H106L107 199ZM108 197V198H109ZM133 197V196H132ZM225 197V196H224ZM231 197V196H230ZM236 197V196H235ZM244 197V196H243ZM112 198V197H111ZM110 198V199H111ZM127 198V197H126ZM135 198V197H134ZM219 198V197H218ZM217 198V199H218ZM240 198V197H239ZM105 199V200H106ZM229 199H233V198H229ZM228 199V200H229ZM235 199V198H234ZM99 200V199H98ZM108 200V199H107ZM126 200V199H125ZM128 200H132V198L130 199L129 197H128ZM210 200V199H209ZM222 200H224V198L222 199ZM237 200V199H236ZM239 200V199H238ZM238 200L236 201V202H238ZM244 200V199H243ZM97 201V200H96ZM101 201V200H100ZM104 201V200H103ZM113 201V200H112ZM123 201H124V199H123ZM203 201V200H202ZM205 201V200H204ZM212 200H210V202H211ZM218 201V200H217ZM230 201V200H229ZM231 201H233V200H231ZM122 202V201H121ZM124 202H127V201H124ZM124 202H122V203H124ZM130 202V201H129ZM128 202V203H129ZM148 202V201H147ZM156 203V200L155 201H149V205L151 206L152 204L151 203ZM206 202H207V199H206ZM209 202V201H208ZM209 202V203H210ZM213 202H214V199H213ZM228 202V201H227ZM236 202H234V204L236 203ZM240 202V201H239ZM243 202V201H242ZM111 203V202H110ZM121 203V204H122ZM135 203H137V201L135 202ZM144 202H138V204L140 205V204H143ZM205 203V202H204ZM208 203V204H209ZM216 203V202H215ZM230 203V202H229ZM232 203V202H231ZM241 203V202H240ZM244 203V202H243ZM73 203H71V205H72ZM95 204H97V203H95ZM95 204H92L93 206H95ZM117 204V203H116ZM120 204V205H121ZM132 204H134V201H133V203ZM227 204V203H226ZM233 204V205H234ZM76 204H74V206H75ZM91 205V206H92ZM122 205H125V204H122ZM128 205V204H127ZM126 205V206H127ZM144 205H147V204H144ZM222 205H223V203H222ZM230 205H232V204H230ZM237 205H239V204H237ZM236 205V206H237ZM27 206H30V204H27ZM35 206V208H34V212H31V211H29V210H25V211H22V212H20L19 214H17L16 215V217L15 218H13V220H14V222H15V224H13L12 225V227H11V230H9L10 231V235H13L14 237H20L19 235H18V233H14V231H13V228H15V226L16 227H18V225H22V226H20V227H24L25 229L24 230H22L23 231V233L22 234H24V235H26V234H30V232H32V231H36V229H39L40 228V225L42 226V224H43V222L46 220V218H49V217H46L45 215H51L52 214V216H53V218L51 219L53 222H54V220H55V218H57L59 215H57L58 214V212H56V216L54 217V210H55V208H57V207H59L60 206V201H59V199H58V197H51V195L47 192H44L42 195H41V199H40V201L38 202V203H36V205H34ZM73 206V205H72ZM77 206V205H76ZM134 206V205H133ZM135 206H136V204H135ZM134 206V207H135ZM142 206V205H141ZM138 207L137 208V214H138V212H140V211H142L143 213H144V210L146 211V212H148V209H149V207L150 206H142V207ZM155 206H156V204H155ZM228 206V205H227ZM67 207V206H66ZM68 207H69V205H68ZM67 207V208H68ZM108 207V206H107ZM131 207V206H130ZM147 207V208H146ZM221 207V206H220ZM219 207V208H220ZM70 208V207H69ZM79 208V207H78ZM87 208V207H86ZM125 208V207H124ZM143 208H145V209H143ZM151 208V207H150ZM152 208H153V206H152ZM240 208H243V207H240ZM247 208H248V206H247ZM57 209H59V208H57ZM56 209V210H57ZM64 209V208H63ZM96 209V211H97V208H95ZM104 209V208H103ZM102 209V210H103ZM120 209V208H119ZM119 209L117 210V208H116V210L117 211H119ZM126 209V212H124L125 213V215H124V218H125V220H127V223L130 225V222H132V220H135L134 219V217H133V214L135 215V213H133L134 211L132 210V211H129L130 209H128L127 210V208H125ZM154 209V208H153ZM153 209L152 210H150V212L151 211H153ZM237 209V208H236ZM159 210V209H158ZM234 210V209H233ZM240 210V209H239ZM242 210V209H241ZM240 210V211H241ZM245 210V209H244ZM62 211H65V210H62ZM85 211V210H84ZM91 211V210H90ZM95 211V210H94ZM225 211H227V212H229V209H227V208H225ZM231 211V210H230ZM238 211V210H237ZM239 211V212H240ZM81 212H82V210H81ZM88 212V211H87ZM99 212V211H98ZM113 212V211H112ZM120 213H121V211H119ZM119 212H116L115 214L117 215V214H119ZM149 212V213H150ZM157 212V211H156ZM155 212V213H156ZM161 212H163V211H161ZM160 212V213H161ZM224 212V211H223ZM233 212V211H232ZM239 212H238V214H239ZM244 212H246V211H243V213ZM47 213V214H46ZM64 213V212H63ZM77 213V212H76ZM90 213H92V212H90ZM123 213V212H122ZM133 213V214H132ZM143 213H139L138 215H142ZM153 213H154V211H153ZM159 213V214H160ZM225 213V212H224ZM234 213V212H233ZM82 214V213H81ZM80 214V215H81ZM93 214V213H92ZM91 214V215H92ZM95 214V213H94ZM94 214L92 215V216H94ZM97 214V213H96ZM109 214V213H108ZM112 214H114V212L112 213ZM114 214V215H115ZM146 215H148L147 213H145ZM165 214V213H164ZM169 214V213H168ZM168 214H165V216L166 215H168ZM177 214V213H176ZM235 214V213H234ZM237 214V213H236ZM235 214V215H236ZM77 215V214H76ZM90 215V216H91ZM114 215L112 216L111 215V217L112 218H114V219H116L117 217H116V215H115V217H114ZM137 215V216H138ZM144 215V214H143ZM145 215V216H146ZM149 215H151V216H153L154 217V215L155 214H149ZM148 215V216H149ZM156 215H158L157 213H156ZM161 215H163V214H161ZM161 215H159V216H161ZM170 215V214H169ZM168 215V216H169ZM215 215V214H214ZM75 216V215H74ZM89 216V215H88ZM106 216V215H105ZM108 216V215H107ZM133 217V219H132V217ZM164 216V217H165ZM175 216H177V215H175ZM179 216V215H178ZM236 216H239V215H236ZM76 217V216H75ZM123 217V216H122ZM136 217V216H135ZM82 218V217H81ZM84 218V217H83ZM91 218V217H90ZM108 218V217H107ZM131 218V219H130ZM139 218V217H138ZM149 218V217H148ZM170 220L168 221H165L166 222V225L167 224H169L168 225V227L170 226H172L171 224H170V222H171V217H168ZM177 218V217H176ZM62 219H64V218H62ZM103 219H106L105 217H103ZM121 219H123V218H121ZM120 219V217H119V220H121ZM128 219H129V221L130 222H128ZM136 219H137V217H136ZM144 219V218H143ZM151 219V218H150ZM152 219H154V218H152ZM151 219V220H152ZM165 219V218H164ZM49 220V219H48ZM59 219H57L54 223L55 224H57V221H58ZM60 220H61V218H60ZM65 220V219H64ZM76 220V219H75ZM107 220V219H106ZM106 220H105V222H106ZM124 220V219H123ZM124 220V222H126ZM146 220V219H145ZM177 220V219H176ZM50 221V220H49ZM49 221H48V223L46 222V224H44V225H46L45 226V228H46V230H47V227L48 226H53L54 225V223L52 222V224L53 225H51V221H50V223H49ZM68 221V220H67ZM98 221H100V220H98ZM108 221V220H107ZM144 220H141V224H142V222H143ZM148 221V220H147ZM59 222V221H58ZM103 222V221H102ZM102 222H100V224L102 223ZM145 222V221H144ZM150 222V221H149ZM156 222V221H155ZM154 222V223H155ZM158 222V221H157ZM169 222V223H168ZM177 222V221H176ZM176 222H174V223H176ZM109 223V222H108ZM107 223V224H108ZM113 223V222H112ZM111 223V224H112ZM116 224H118L117 222H115ZM135 223V222H134ZM171 223H173V222H171ZM62 224V223H61ZM66 224V223H65ZM96 224V223H95ZM104 224V223H103ZM106 224V225H107ZM121 224V223H120ZM124 225H125V223H123ZM146 224V223H145ZM145 224H143L144 226H143V228L145 227ZM149 224V223H148ZM153 224V223H152ZM161 224H164V223H160V225ZM60 225V224H59ZM124 225H122V226H124ZM127 225V224H126ZM129 225H127V226H125L124 228L127 230V228L128 229H130L131 228V225H133V223L129 226ZM135 225V224H134ZM177 225L178 224H176V226L174 227V226H172L170 229H172L173 227L174 228H176L177 227ZM57 226V225H56ZM95 226V225H94ZM101 226L102 225H100V228H101ZM108 226V225H107ZM114 225H112V227H113ZM118 227L120 226L121 227V225H117ZM139 226V225H138ZM141 226V225H140ZM140 226H139V228L137 229V230H140ZM147 226H149V225H147ZM43 227V226H42ZM55 227V226H54ZM92 227V226H91ZM115 227V229H114V231L116 230V226H114ZM117 227V229H120V228H118ZM135 227V228H134ZM136 225L135 226H133V230L134 229H136ZM63 228V227H62ZM83 228V227H82ZM103 228V227H102ZM105 228H106V226H105ZM108 228V227H107ZM106 228V229H107ZM151 228V227H150ZM157 227H155V229H156ZM173 228V229H174ZM18 229H19V227H18ZM49 229H51V228H49ZM94 229V228H93ZM104 229V228H103ZM153 229V228H152ZM155 229H154V231H155ZM169 229V230H170ZM173 229H172V231H173ZM177 230L175 231L176 233H175V235L177 234V232H178V228H176ZM43 230H45V229H43ZM60 230H61V228H60ZM59 230V231H60ZM71 230V229H70ZM102 230V229H101ZM109 230V229H108ZM146 230H148V229H146ZM146 230H144L143 232L144 233H146V234H144V237L146 236V239H147V233H148V231L146 232ZM167 231L168 233L169 232H171V231ZM175 230V229H174ZM181 230V229H180ZM19 232V230H16V232ZM58 231V230H57ZM62 231V230H61ZM88 231V230H87ZM98 231V230H97ZM96 231V232H97ZM113 231V232H114ZM122 231H124V230H122ZM121 231V232H122ZM132 231V230H131ZM135 231V230H134ZM157 231V230H156ZM54 232V231H53ZM66 232V231H65ZM79 232V231H78ZM94 232V231H93ZM110 233L111 231H106V230H104V233ZM126 233H123V234H127V232H128V230L127 231H125ZM58 233V232H57ZM89 233V232H88ZM103 233V232H102ZM173 233V232H172ZM83 234V233H82ZM133 234H138V232L137 233H135V232H133ZM161 234V233H160ZM171 234V233H170ZM43 235V234H42ZM56 235V234H55ZM69 235V234H68ZM104 235V234H103ZM113 235H116L115 234V232L113 233ZM121 235V234H120ZM128 236L129 235H132L131 233H129L128 232V234H127ZM127 235H122V236H126V238L128 237ZM143 235V234H142ZM149 235H151V234H149ZM153 235V234H152ZM169 235V234H168ZM167 235V236H168ZM181 235H182V233H181ZM181 235H178V237L179 236H181ZM101 236V235H100ZM134 236V235H133ZM160 236V235H159ZM170 236V235H169ZM114 237H117L118 238V232H117V236H113V238ZM140 237H141V234H140ZM144 237H141V238H144ZM150 237V236H149ZM149 237H148V241L151 239H149ZM172 235L168 238V240L169 239H171L172 240ZM176 237V236H175ZM182 237H183V235H182ZM181 237V238H182ZM56 238V237H55ZM58 238V237H57ZM64 238V237H63ZM119 238H120V236H119ZM137 238H139V237H137ZM24 240H25V238H23ZM59 239V238H58ZM106 238H104V239H101L100 237H93L92 235L90 236H88V235H85V236H83V238H82V241H83V245L85 246V248H86V250H88V251H86L85 249H83V247L84 246H82L81 248L84 250V251H80V253L81 252H84V254H85V252H88V253H86V255H88V254H90V257H89V255H88V257H86V258H89V261L87 262V264H107V263H109V264H135V262L138 260V257L139 256H141L143 253H145V251L146 250H144L145 249V247H144V244L143 243H141L143 246H142V248H144L143 250H144V252H143V250H140V251H137L138 249V247L136 248L137 250L136 251H134V253H132L133 251L131 250V245H133V244H131V245H128L127 243L128 242H126V244H127V247H129L130 246V250L128 249L127 251H128V253H126V251H123L124 252V255L125 254H127V256H124L123 255V259H120L119 258V256H122V254L120 253H118L119 252V246L121 245V243H119L118 241H117V244L119 243V246H117V245H115L114 244V240H116V238H114V239H112L113 241L111 242V243H113L114 245H110L109 246V244H111L110 243V241H108V239L107 240H105ZM129 239V237L126 239V240H128ZM131 239H132V236H131ZM80 240V239H79ZM118 240V239H117ZM130 240V239H129ZM157 240V239H156ZM173 240H174V238H173ZM176 240V239H175ZM183 240V239H182ZM39 241H41V240H39ZM39 241H37L36 242V244H39ZM133 241V240H132ZM141 241V240H140ZM155 241V240H154ZM179 241V240H178ZM51 242V241H50ZM125 242V241H124ZM139 242V241H138ZM147 242V241H146ZM151 242V241H150ZM153 242V241H152ZM160 242V241H159ZM168 242V241H167ZM172 242V241H171ZM180 242L181 241H179V245H182V242H181V244H180ZM21 243H24V245L23 246H25V242H21V238H19V243L18 244H11V245H9V246H7V247H4V246H2V247H0V252L2 253V256H1V258L0 259H2V260H5L8 264H12V263H14V261H16L20 256H22L23 254H24V252L23 251H25V248H26V246L25 247H21L22 245H21ZM61 243V242H60ZM130 243H132L131 241L129 242V244ZM174 243V242H173ZM176 243V242H175ZM49 244V243H48ZM51 244V243H50ZM124 244V243H123ZM122 244V245H123ZM125 244V245H126ZM148 245H150V243H147ZM153 244H154V242H153ZM178 244V243H177ZM177 244H175V245H177ZM20 245V246H19ZM136 245V244H135ZM155 246H158V244L156 245V244H154ZM161 245H163V244H161ZM168 246H166L165 248H166V250H168V252L169 251H172L173 250V247H171L170 246V244H167ZM173 245V244H172ZM174 245V246H175ZM38 246V245H37ZM37 246H35V247H37ZM136 246H138V245H136ZM145 246H147V245H145ZM151 246V245H150ZM154 246V247H155ZM169 246H170V248H172V250L170 249H167V248H169ZM21 247V248H20ZM39 248H40V244H39V246H38ZM37 247V248H38ZM45 247V246H44ZM47 247V246H46ZM77 247V246H76ZM126 246H124L123 245V248H124V250H126V248H127ZM140 247H141V245H140ZM148 247V246H147ZM176 247H178L179 248V246L177 245ZM176 247H175V249H176ZM24 248V249H23ZM134 248V247H133ZM142 248H139V249H142ZM149 248V247H148ZM161 248V247H160ZM181 249H177V250H173V252H174V254L172 255V254H170V257H171V255H172V257L170 258V259H163V257H165L166 256V258H167V251L165 252V249L161 252V250L159 251V250H157V249H155V250H157L156 252H158L159 251V253H166L164 256H163V254H161L162 255V259H161V261H162V263L161 264H183V263H181V259H179L178 258V256H179V253L182 251V247H180ZM41 249H42V247H41ZM55 249H57V248H55ZM76 249V248H75ZM74 249V250H75ZM80 249V248H79ZM135 249V248H134ZM150 249H154L153 248V246H152V248H150ZM38 250V249H37ZM58 250H60V249H58ZM63 250V249H62ZM72 250V249H71ZM90 250V251H89ZM149 250V249H148ZM91 251H92V253H94L93 255H91L92 253H91ZM177 251V252H176ZM39 252H41L40 254H39ZM42 252H44V250H42V251H38V255H40V257L43 255V253ZM118 253L117 255H114L113 253ZM137 252V254H138V252H139V254L137 255V257H136V255H135V253ZM152 252V251H151ZM150 252V253H151ZM0 253V254H1ZM19 255H18V254ZM20 253H21V255H20ZM68 253V252H67ZM76 253V252H75ZM79 253V254H80ZM154 253V254H153ZM152 253V255H154V257L152 258V255H151V258L153 259H151V261L149 262V264H155L156 262L154 261L155 259L154 258H156L157 257V255L155 256V252H153ZM159 253H157L158 254V256H159ZM17 254V255H16ZM50 254H52V253H50ZM55 254H58V251H56V253ZM61 254V251L59 252V254H58V256ZM73 254V252L71 253V255ZM48 255V254H47ZM75 255H77L78 256V254L76 253ZM82 255H83V253H82ZM110 255H111V257L113 258L114 257V259H112V261H111V257H110ZM58 256H54L55 257V259L56 258H58ZM79 256H81V255H79ZM92 256V257H91ZM39 257V256H38ZM62 257V254L59 256V259ZM76 257V256H75ZM84 257V256H83ZM108 257H109V260H107L108 259ZM42 258V257H41ZM63 258V257H62ZM80 258V257H79ZM79 258H77V259H75L76 261L79 259ZM86 258H85V260H86ZM107 258V259H106ZM117 258V259H116ZM161 258V257H160ZM52 259H54V258H52ZM82 259H84V258H82ZM81 259V260H82ZM121 260H123V262H121ZM70 261H72L71 259H70ZM74 261V260H73ZM79 261H80V259H79ZM157 261V260H156ZM56 262V261H55ZM75 262V261H74ZM71 263V262H70ZM57 264V263H56ZM251 264H252V262H251ZM254 264V263H253Z\"/></svg>","mask_w":264,"mask_h":264}]
</instances>
